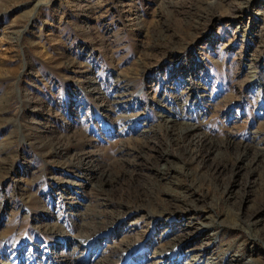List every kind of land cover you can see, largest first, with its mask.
Listing matches in <instances>:
<instances>
[{"label":"rangeland","instance_id":"1","mask_svg":"<svg viewBox=\"0 0 264 264\" xmlns=\"http://www.w3.org/2000/svg\"><path fill=\"white\" fill-rule=\"evenodd\" d=\"M0 264H264V0H0Z\"/></svg>","mask_w":264,"mask_h":264},{"label":"bare ground","instance_id":"2","mask_svg":"<svg viewBox=\"0 0 264 264\" xmlns=\"http://www.w3.org/2000/svg\"><path fill=\"white\" fill-rule=\"evenodd\" d=\"M181 224H180V226H182V225H184V227H186L187 228V226L188 225H190V223L191 222H189V221H185V220H181V221H179ZM198 235V234H197ZM198 237V236H197ZM196 238V237H195ZM80 241L81 240H71V242H73V243H80ZM191 241V239H189L184 245L185 246H187V245H189L188 243ZM61 242H65V240H61ZM78 246V245H77Z\"/></svg>","mask_w":264,"mask_h":264}]
</instances>
